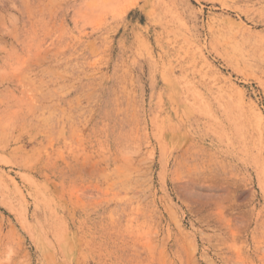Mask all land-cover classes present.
I'll list each match as a JSON object with an SVG mask.
<instances>
[{"label":"rangeland","instance_id":"rangeland-1","mask_svg":"<svg viewBox=\"0 0 264 264\" xmlns=\"http://www.w3.org/2000/svg\"><path fill=\"white\" fill-rule=\"evenodd\" d=\"M0 264H264V0H0Z\"/></svg>","mask_w":264,"mask_h":264}]
</instances>
